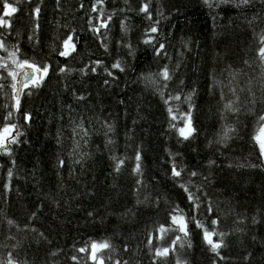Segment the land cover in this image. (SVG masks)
<instances>
[{
    "label": "trees",
    "instance_id": "trees-1",
    "mask_svg": "<svg viewBox=\"0 0 264 264\" xmlns=\"http://www.w3.org/2000/svg\"><path fill=\"white\" fill-rule=\"evenodd\" d=\"M3 2L0 0V15L3 14ZM7 2L13 3V0ZM146 2L149 3L152 21L138 12L140 0H128L127 5L123 0H104L105 13L114 8H125L124 12L117 11L109 22L107 51L100 47L104 41L97 40L87 24L88 15L95 17L98 14L91 12L93 0H60L59 9L56 0L14 4L17 12L10 18L11 30L19 31L21 51L25 55L34 56L37 60L50 59L53 66L66 63L73 69L97 59L103 61V66H109L119 57L125 71L113 70L116 79L112 80L101 66H97L96 73L86 69L87 75L82 76L74 71L63 77L61 83V75L50 69L49 76L39 88L32 90L31 95L26 94L27 89L21 94L20 106L10 121L19 128L18 143L9 145L10 156L0 152V260L11 251L16 259L27 260L28 264H77L69 259L72 255L78 257V264H92L84 253L75 252V249L90 239L108 237L116 249L111 255L150 264L146 236L150 227L154 228L157 222H165L168 209L165 200L188 211L187 201L181 199L179 191L172 187L166 172L167 154L164 149L167 147L181 154L175 157L178 163L182 160L189 170L199 171L210 180L202 186L212 201L211 215L219 217V230L229 232L225 238L228 247L222 250V255L229 259L218 261V264H264V168L248 166L260 163L259 150L250 141L253 116L242 114L238 117L237 134L227 145L208 144L209 138L215 139L219 123V97L215 89L209 90V73L223 81L226 71L221 69L227 66L242 68L247 73V76L240 77L242 86L246 79L259 73L256 58L258 38L253 33L264 28V0H255L252 7L239 12L228 6L218 8L216 12L219 15L215 21L201 0ZM81 3L82 8L78 6ZM36 4H40L41 12L37 34L39 43L34 51L26 39L29 17L25 13ZM253 13H258L261 19L249 28L245 17H251ZM120 19L125 20L126 35L120 31ZM153 21H158L157 38L163 37L168 59L153 56L151 48L140 43L141 33ZM69 29L76 30L75 53L69 58L54 54L49 57L48 46L53 36ZM100 31L103 33L105 29ZM118 39L121 45L115 43ZM125 41L134 49L131 57L122 47ZM14 42L15 38L10 36L9 44ZM185 42L187 49L183 46ZM178 52L183 56L178 57ZM178 59L180 66L169 81L168 90L177 91L176 82L180 79L184 81L182 87L185 92L192 87L196 89L192 119L197 129L194 139L179 144L175 133L167 128L168 118L161 98L138 79L139 74L157 71L164 63L171 68ZM244 60H248L250 66H245ZM105 79L109 80L107 85L104 84ZM253 84L255 90V80ZM9 92L10 89L5 88L4 94L0 95V127L10 110L3 107L11 104ZM225 93L227 95L226 89ZM256 94L259 96L260 92ZM81 95L83 99L77 100L76 97ZM245 96L246 93H240L241 100ZM260 107L257 103L256 109ZM25 111L30 116L27 123L23 120ZM72 118L84 120L86 126L89 122L91 124L85 149L89 157L83 159V168L68 161ZM104 121L114 126L115 143L109 148L115 155L125 157L119 173L111 170L109 156L112 153L105 149L101 123ZM58 130L61 133L60 144L56 139ZM137 145L141 149L144 178L150 185L151 197H164L155 207L151 203H134L131 192L134 178L130 169ZM217 147L220 148L219 153ZM57 157L66 162L63 167L57 164ZM209 159L214 161L211 166L207 164ZM9 167L13 171L11 177L7 176ZM192 179L201 183L199 177ZM4 182L9 183L7 192L2 187ZM126 208L134 209L133 215L122 219L118 214ZM33 211H36V216L29 221ZM89 211L93 212L92 217L87 216ZM254 215L256 224L251 222ZM237 216L244 217L243 224L234 223ZM7 219L15 221L21 230L7 226ZM204 219L206 226L210 227L207 218ZM25 224L43 233L46 239L24 229ZM235 227L244 231L234 233L231 230ZM189 229L192 247L179 249V254L187 264H211L213 255L203 244L199 230L191 224ZM9 235L15 239H6ZM125 242L130 245L127 253L123 251ZM14 243L17 244L16 249L11 247ZM133 249L135 256L132 255ZM56 250L59 251L55 256L49 255ZM246 251L251 253L250 261L242 258ZM164 264H174L171 256Z\"/></svg>",
    "mask_w": 264,
    "mask_h": 264
},
{
    "label": "snow or ice",
    "instance_id": "snow-or-ice-1",
    "mask_svg": "<svg viewBox=\"0 0 264 264\" xmlns=\"http://www.w3.org/2000/svg\"><path fill=\"white\" fill-rule=\"evenodd\" d=\"M124 4L127 5L128 0H123ZM202 4L207 7L212 13L213 21H215L219 15L216 9L223 6H228L229 8H235L238 12L241 9L250 8L254 5L255 0H201ZM16 3H23L27 5L30 0H13V3L3 2V14L0 15V95L4 94L5 88L10 89L8 93L11 104H5L3 107L5 109H10L7 114L3 117L4 123L0 127V152L5 155H11V149L9 145L18 143L16 137L20 135L19 128L15 123L10 122L11 118L16 110L20 106V96L27 89V95L32 94L33 89H37L45 81L46 77L49 76L50 69L52 72L61 75V83H63V77L72 74L74 71L79 72L82 76L87 75L86 69L91 73L97 72V66H101L103 72L110 77L112 80L116 79V72H124L125 65L118 57L116 60L110 63L109 66H103V61L89 60L77 69H73L68 64H55L50 62V59L41 58L37 60L34 56H27L21 51L20 45V33L12 32L10 18L14 13L17 12V7L14 6ZM57 9L60 6V0H56ZM83 7L81 3L78 5ZM99 6V7H98ZM132 11L131 8L127 9ZM124 12L125 8L112 9L110 13H105L104 10V0H93L91 5V12H98V14L93 17L88 15L87 24L89 25V31H92L96 36L97 40H103L104 43L100 47L107 51V28L110 26L109 22L112 20L113 15L116 12ZM41 12L40 4L32 6L25 14L29 17V22L27 26V36L26 39L29 44L36 50L39 43L38 41V31L40 29L39 15ZM138 12L143 13L145 19L152 21V13L149 9V3L146 0H140L138 7ZM159 15V13H157ZM104 17L103 19L101 17ZM7 17V18H6ZM261 19L258 13H253L251 17H245V23L249 28H252L257 20ZM120 31L123 35L127 33V26L124 19H120ZM158 21H153L145 27L141 33L140 43L147 45L151 48L152 54L155 57H164L168 59V53L163 42V37H158ZM59 27V25H57ZM66 29L69 28L67 24L64 25ZM101 29H105V32L101 33ZM75 29H69L63 34L54 35L52 42L49 44L48 55L51 57L53 54L61 58H69L76 51V40ZM256 36L258 48L256 49V58L258 60L257 67L259 68V73L246 79L243 86L240 84V77L247 76V73L243 71L242 68H232L227 66L226 69H221L222 72L226 71L225 80H220L215 74L209 73V90L215 89L219 100V107L217 108L218 117V127L215 132V139L209 138L208 144L215 145H227L229 140L236 136L237 128L236 124L239 122L238 117L242 114H248L253 116V127L250 132V141L254 142L255 147L259 150L258 160L259 165L252 164L249 167H262L264 168V28H261L259 32H254ZM15 38V42L9 44V37ZM117 45H121V40H116ZM184 48L187 49L188 45L185 42ZM122 47L127 49V54L131 57L134 53V49L128 42H123ZM178 57H182V53H177ZM243 64L245 66H250L248 60H244ZM179 59L177 63L169 67L168 63H164L158 68L157 71H149L146 73H141L138 79L141 83L145 84L146 87L151 88L155 95H158L164 106L165 112L167 114L168 123L167 128L175 133L176 142L182 143L184 141H189L194 139V134L197 129L193 124V108L194 101L193 97L196 93L194 87L190 88L187 92L183 90V79L178 80L177 86L178 90L173 92L168 90V83L173 79V74L179 68ZM256 82V87L254 90L253 81ZM109 80L105 79L104 84H108ZM227 90V95L225 93ZM257 92L260 95L257 96ZM240 93H246V96L241 100ZM75 96V93H73ZM77 100H82L83 96H77ZM121 103H123L121 101ZM259 103L261 105L260 109H256V105ZM183 105V107H181ZM231 117V121H229ZM30 116L27 111L23 113V120L25 123L28 122ZM104 129L105 137V149L109 150L112 154L109 159L112 161L111 170L113 173H119L121 166L125 163V157L123 155L117 156L114 151L109 148L110 145L115 143L114 141V126L112 123L104 121L101 122ZM71 134L69 139L71 140V146L67 149L68 161L71 164H78L83 168V159L89 157V153L85 151L88 147V138L90 137L91 124L86 126L84 120H76L72 118L70 121ZM15 129V134L13 130ZM57 143L61 142V133L57 132ZM167 154V175L171 181L172 187L177 189L180 193L181 199L187 201L188 211L186 212L184 208L180 207L176 203H171L165 200L168 204V209L166 212V220L163 223L157 222L155 227H150L146 236V247L148 249L150 264H164L165 261L171 256L174 264H187L185 258H182L179 254V249H190L192 243L190 240V229L189 225H194L195 229L199 230L200 238L203 244L206 246L208 252L213 255L211 264H218L219 262H226L229 257L222 255V250L228 247L226 243V237L229 232L221 231L218 229V216L211 215L213 213L212 201L208 199L207 194L204 193L203 183L208 182V177L202 176L199 171L189 170L188 167L181 160L179 163L175 157L180 156L179 152H172L167 147L164 149ZM217 152H220V148L217 147ZM134 162L131 166V174L134 178L131 192L134 197V203L136 205H147L151 203L155 207L160 199L164 197L157 195L156 198L151 197L149 191L150 185L146 182L144 178V172L142 167V154L140 146L137 145L134 151V155L131 158ZM14 163V162H12ZM66 162L59 157H57V164L61 167L64 166ZM209 166L214 164V161L209 159L207 161ZM13 175L12 168L7 169V176L11 177ZM70 175L74 179V173L70 169ZM193 177H199L201 183H196L193 181ZM155 177L152 178L155 181ZM5 192L9 190V183L4 182L2 185ZM143 195V199L140 196ZM55 203V201H53ZM37 209L39 205L36 206ZM134 209L126 208L122 213L118 215L120 218H131ZM107 215V214H106ZM36 216V211H33L28 220L31 221ZM88 217L93 216V212L89 211L87 213ZM207 218V223L210 227L206 226L205 219ZM99 219V218H98ZM244 217L237 216L236 224H243ZM253 224H256L257 218L254 215L251 219ZM6 225L10 227H16L20 231V227L15 224L12 219L6 220ZM24 229L31 232H36L37 236L41 239H46L43 233L38 232L35 228H30L29 225L25 224ZM234 233H241L244 231L241 227H235ZM155 233V236L153 235ZM215 237V238H214ZM6 239H15L14 236H6ZM166 239V242H164ZM255 236L253 240L255 241ZM12 249L17 248V244L11 245ZM130 245L125 242L123 243V251L127 253L129 251ZM56 251L49 253L50 256H55ZM116 249L113 247L110 238L101 237L99 240L90 239L85 242L81 247L75 249V252L84 253L86 255L87 261L92 262V264H139V261H132L130 258L126 259L120 256L111 255L115 253ZM106 253H109L106 255ZM132 255H136L135 249L132 250ZM251 253L245 252L243 255L244 261H250ZM70 260L77 262L78 257L72 255L69 257ZM0 264H28L27 260L16 259L12 252L9 251L3 260H0Z\"/></svg>",
    "mask_w": 264,
    "mask_h": 264
}]
</instances>
